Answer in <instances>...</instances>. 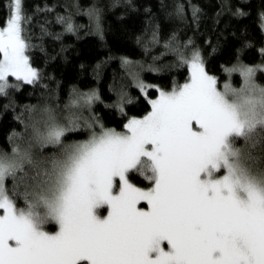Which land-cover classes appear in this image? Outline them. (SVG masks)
<instances>
[{"label": "snow or ice", "instance_id": "snow-or-ice-1", "mask_svg": "<svg viewBox=\"0 0 264 264\" xmlns=\"http://www.w3.org/2000/svg\"><path fill=\"white\" fill-rule=\"evenodd\" d=\"M192 7L196 18L198 6ZM93 11L94 30L103 40L99 10ZM176 13L183 18V5L176 6ZM24 19L22 0H10L0 26L3 94L20 88L22 81L35 85L43 80V70L30 62L35 45L23 34ZM57 19L65 30H75L71 16ZM159 27L153 28V44L159 43ZM174 37L173 32L164 41L165 48L186 61L190 78L167 90L147 83L135 70L129 73L151 108L142 116L127 117L124 130L107 126L95 112L94 103L101 99L96 87L73 86L63 106L46 100L28 106L39 109L29 122L30 143L0 152V264H264V192L249 187L245 196L238 195L230 166L228 173L212 176L221 161L228 164L222 150L226 138L242 134L246 123L257 117L256 104L264 103V87L255 79L257 67L235 64L227 71H238L243 83L237 87L224 80L218 86L217 77L205 70L200 50L186 54L192 41L173 47ZM108 59L111 55L97 62V77ZM120 59L122 67L141 64L128 56ZM147 67L161 71L152 64ZM10 74L18 79L10 81ZM150 88L159 94L150 96ZM125 98L129 103L136 99L121 91L116 104L121 115H126ZM81 135L83 139L66 142ZM32 144L41 151L64 144L67 152L61 164L65 180L48 202L59 222L56 231L39 227L31 208L17 203L23 197L31 204L27 193L19 191L17 174L33 162ZM132 170L152 186L134 183ZM141 201L147 207H138ZM100 205L107 206L106 215L98 214Z\"/></svg>", "mask_w": 264, "mask_h": 264}, {"label": "trees", "instance_id": "trees-1", "mask_svg": "<svg viewBox=\"0 0 264 264\" xmlns=\"http://www.w3.org/2000/svg\"><path fill=\"white\" fill-rule=\"evenodd\" d=\"M178 4L183 5V18L176 13ZM193 5L199 9L196 18ZM9 6L10 0H0V26ZM22 9L26 15L23 34L35 45L30 49V62L43 70V80L35 85L21 82V87L9 94L0 93V152L11 153L24 134L31 131L29 122L39 109L29 105L46 100L54 106H63L73 86L81 90L96 87L101 99L94 103L95 112L104 117L107 126L124 130L127 117L142 116L151 108L129 73L135 70L147 83L167 90L174 83L182 85L190 78L186 61L180 62L176 52L165 48L164 41L173 32L172 46L178 44L183 48L191 40L186 54L198 48L206 71L217 77L218 86L222 87L224 80L233 86L243 83L238 71H227L235 64L264 65V17L261 16L264 0H22ZM93 10H99L103 40L94 30ZM58 15L71 16L75 30H65ZM155 25L160 26L159 43L153 44L150 38ZM137 36L141 37L139 42ZM109 55L111 59L102 63L97 77L94 67ZM121 56L141 64L122 67ZM148 64L161 71L153 72ZM255 79L257 83L264 82V71L257 70ZM45 84L49 87L44 88ZM122 90L136 98L130 103L125 98L126 115H121L116 107ZM148 91L153 97L159 94L158 89ZM69 137L84 138L83 135ZM131 178L138 186H152V182L135 170ZM6 185L11 188L10 177ZM17 203L21 205L22 200L18 199ZM56 228V224H51L47 229Z\"/></svg>", "mask_w": 264, "mask_h": 264}, {"label": "clouds", "instance_id": "clouds-1", "mask_svg": "<svg viewBox=\"0 0 264 264\" xmlns=\"http://www.w3.org/2000/svg\"><path fill=\"white\" fill-rule=\"evenodd\" d=\"M259 84L264 87V82ZM255 111L257 117L246 123L243 133L230 134L222 145L228 164L221 161L220 167L212 171L215 178L228 173L230 166L233 187L241 197L246 195L249 187L264 192V103H257ZM30 134L31 131L25 133L19 144L27 146ZM71 140L67 137L66 142ZM31 151L33 162L25 164L23 171L17 174L19 191L27 193L31 204L21 197L20 206L26 210L30 207L32 219L41 221L38 226L46 230L49 223L59 226L48 202L55 199L65 180V169L61 164L66 161L67 152L64 144L50 146L43 151L32 144Z\"/></svg>", "mask_w": 264, "mask_h": 264}, {"label": "rangeland", "instance_id": "rangeland-1", "mask_svg": "<svg viewBox=\"0 0 264 264\" xmlns=\"http://www.w3.org/2000/svg\"><path fill=\"white\" fill-rule=\"evenodd\" d=\"M263 70L264 71V67L263 68H261V67H257V70ZM206 70V69H205ZM9 79H10V81H15L16 79H18V78H16V77H12L11 76V74L9 75ZM230 82V81H229ZM22 83H29V82H27V81H22ZM193 124H194V127H196V125H195V122H193ZM7 179V178H6ZM138 207H147V202L146 201H141V202H139L138 203V205H137ZM0 214H2V213H0ZM98 214H100V215H106L107 214V206L106 205H100L99 206V208H98ZM51 224H56V223H49V224H47V226H46V230L47 231H49V229H47ZM57 225V228H56V230H58V224H56ZM55 230V231H56ZM163 243V246L165 247V248H167V242L166 241H164V242H162ZM80 262H86V261H84V260H81V261H78V264L80 263ZM87 263V262H86Z\"/></svg>", "mask_w": 264, "mask_h": 264}]
</instances>
